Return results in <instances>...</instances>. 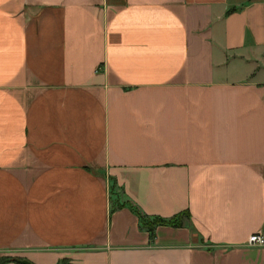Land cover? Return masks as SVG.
I'll return each instance as SVG.
<instances>
[{"label": "crops", "instance_id": "crops-1", "mask_svg": "<svg viewBox=\"0 0 264 264\" xmlns=\"http://www.w3.org/2000/svg\"><path fill=\"white\" fill-rule=\"evenodd\" d=\"M109 178L187 215L149 240ZM254 232L264 0H0V258L264 264Z\"/></svg>", "mask_w": 264, "mask_h": 264}, {"label": "trees", "instance_id": "trees-1", "mask_svg": "<svg viewBox=\"0 0 264 264\" xmlns=\"http://www.w3.org/2000/svg\"><path fill=\"white\" fill-rule=\"evenodd\" d=\"M110 181V186H108V191H109V213L112 212L116 208H122L126 207L128 208L137 218V222L140 228L145 229L148 232V237L149 240L153 238V230L156 226L159 225H167V226H180V218L182 215H187L186 212H181L176 215H174L171 218H161L159 216H146L139 212L136 206H134L131 202L128 200H122L120 193L115 194L113 193V189L115 187V182L112 178H109ZM116 188V187H115ZM114 197V199H110V197ZM20 259L19 258H0V264H4L9 261H14L19 263ZM67 261L65 259H62L58 262V264H66Z\"/></svg>", "mask_w": 264, "mask_h": 264}, {"label": "built area", "instance_id": "built-area-1", "mask_svg": "<svg viewBox=\"0 0 264 264\" xmlns=\"http://www.w3.org/2000/svg\"><path fill=\"white\" fill-rule=\"evenodd\" d=\"M248 246H264V236L258 232L251 233L246 238Z\"/></svg>", "mask_w": 264, "mask_h": 264}, {"label": "rangeland", "instance_id": "rangeland-1", "mask_svg": "<svg viewBox=\"0 0 264 264\" xmlns=\"http://www.w3.org/2000/svg\"><path fill=\"white\" fill-rule=\"evenodd\" d=\"M107 183H108V186H110V181H109V179H108V182H107ZM112 189H113V193H115V194H119V191L117 190V188L114 187V188H112ZM110 199L112 200V199H114V197L111 196Z\"/></svg>", "mask_w": 264, "mask_h": 264}, {"label": "water", "instance_id": "water-1", "mask_svg": "<svg viewBox=\"0 0 264 264\" xmlns=\"http://www.w3.org/2000/svg\"><path fill=\"white\" fill-rule=\"evenodd\" d=\"M20 264H30L27 260H25V259H20L19 261H18Z\"/></svg>", "mask_w": 264, "mask_h": 264}]
</instances>
